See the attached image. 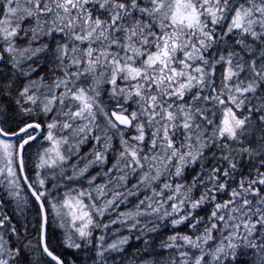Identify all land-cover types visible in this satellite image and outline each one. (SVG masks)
Here are the masks:
<instances>
[{
	"label": "snow or ice",
	"instance_id": "obj_1",
	"mask_svg": "<svg viewBox=\"0 0 264 264\" xmlns=\"http://www.w3.org/2000/svg\"><path fill=\"white\" fill-rule=\"evenodd\" d=\"M0 264H264V0H0Z\"/></svg>",
	"mask_w": 264,
	"mask_h": 264
}]
</instances>
